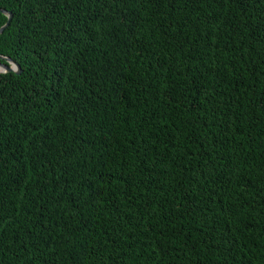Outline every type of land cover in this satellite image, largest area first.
Listing matches in <instances>:
<instances>
[{"label": "trees", "instance_id": "16d2710c", "mask_svg": "<svg viewBox=\"0 0 264 264\" xmlns=\"http://www.w3.org/2000/svg\"><path fill=\"white\" fill-rule=\"evenodd\" d=\"M0 8V264H264V0Z\"/></svg>", "mask_w": 264, "mask_h": 264}, {"label": "water", "instance_id": "95a60500", "mask_svg": "<svg viewBox=\"0 0 264 264\" xmlns=\"http://www.w3.org/2000/svg\"><path fill=\"white\" fill-rule=\"evenodd\" d=\"M0 12H2L4 15L8 17V22L2 27H0V35H1L5 31V29L10 25L13 14L12 12H9L1 8H0ZM0 59L6 61V63H0V73L22 72L21 66L18 63H16L14 60H12L10 57L0 55Z\"/></svg>", "mask_w": 264, "mask_h": 264}]
</instances>
